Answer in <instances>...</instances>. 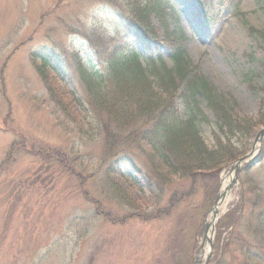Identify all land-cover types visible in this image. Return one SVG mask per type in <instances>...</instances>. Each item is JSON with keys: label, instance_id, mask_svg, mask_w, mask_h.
Instances as JSON below:
<instances>
[{"label": "rangeland", "instance_id": "374dc122", "mask_svg": "<svg viewBox=\"0 0 264 264\" xmlns=\"http://www.w3.org/2000/svg\"><path fill=\"white\" fill-rule=\"evenodd\" d=\"M106 1L111 0H0V264H172L190 238L195 242L202 213L190 209L188 220L180 215L194 204L148 222L134 217L111 221L86 199L78 166L70 171L56 159L60 151L69 161L76 156L88 160L83 180L89 195L102 200L103 209L115 218L129 214L113 194L103 193L102 172L93 176L96 161L89 159L101 144L87 102L90 89L77 62L80 56L86 70L100 79L107 75V65L92 60L85 38L96 27L113 45L122 46L114 35L115 13ZM158 1L160 9L151 12L157 39L147 45L133 33L126 39L140 54V63L163 61L172 67L166 35L182 32L184 58L208 78L217 99L241 116L259 115L264 100V0ZM33 54L39 55L37 61ZM42 55L48 60L45 78L36 65ZM196 105L198 128L211 144V132L218 129L215 110L202 94ZM233 143L244 153L237 160L251 158L240 166L228 192L230 201L219 212L212 249L205 240V224L214 206L206 213L192 264L196 259L204 264L209 250L208 264H246L249 247L257 257L264 256V122L249 134L238 133ZM237 160L221 172L218 194L223 177H235L230 169ZM110 178L140 212L156 211L157 199L143 174L121 161L113 163ZM188 186L189 181H178L176 188ZM255 224L260 227L256 233ZM217 244L219 250L213 253Z\"/></svg>", "mask_w": 264, "mask_h": 264}, {"label": "trees", "instance_id": "16d2710c", "mask_svg": "<svg viewBox=\"0 0 264 264\" xmlns=\"http://www.w3.org/2000/svg\"><path fill=\"white\" fill-rule=\"evenodd\" d=\"M106 2L115 13L114 35L123 48L121 49V44L113 45V39L103 37V31L96 27L85 38L88 50L92 52V60L105 63L109 69L107 75L100 79L91 69L86 70L80 56H77V62L82 78L90 89L87 102L95 114L97 139L101 144L99 153H94L89 159L96 161L93 176L102 172L104 179L101 177L100 182L103 193L113 194L118 200V206L128 209L129 214L123 218H115L111 211L103 209L102 200L89 195L83 180L86 178L83 169L88 160L76 156L73 161H69L68 155L64 156L60 151L56 159L70 171L78 166L84 175L80 178V186L86 199L97 206L98 215L111 221L121 222L122 219L134 217L148 222L171 215L186 203L194 204L193 208L186 205L180 215L181 219L188 220L192 219L190 209L202 213L195 242L192 245L190 238L191 244L181 249L183 258L179 256L176 259L179 261L168 260L169 263L173 261L172 264H192L205 215L218 196L220 174L227 164L244 155L240 147L234 145L233 138L238 133H251L255 126L264 122V100L257 116H241L225 107L215 96L208 78L198 72L190 60L184 58L181 47L185 36L179 31L166 35V41L172 48V67H168L163 61L159 65L141 64L140 54L129 48L126 39L132 33L140 41L146 42V45L148 40L157 39L151 12L153 8L160 9L156 7L159 1L143 3L141 0H128L127 4L120 0ZM33 58L37 61L39 55L33 54ZM36 65L45 78L47 58L42 55L41 61ZM261 67L264 71V61H261ZM183 83L185 86L182 89ZM200 94L208 100L217 116L218 129L211 132V144L197 125L199 119L196 103ZM179 100L186 107V114H182ZM147 147H150L149 151ZM73 151L75 154L79 149L74 147ZM121 161L146 177L147 188L157 199L156 211L153 210L150 214L140 212L135 201L110 178L113 163ZM251 164L252 162L244 165L243 169L250 168ZM178 181H189V186L176 188ZM262 227L264 229V222ZM257 228L260 227L253 225L254 233ZM260 231L263 233L264 230ZM169 249V252L173 251L171 246ZM218 250L219 244L214 245L213 253ZM250 250L249 247L245 252L246 264H264L263 254L257 257Z\"/></svg>", "mask_w": 264, "mask_h": 264}, {"label": "bare ground", "instance_id": "6f19581e", "mask_svg": "<svg viewBox=\"0 0 264 264\" xmlns=\"http://www.w3.org/2000/svg\"><path fill=\"white\" fill-rule=\"evenodd\" d=\"M230 174H232V173H230ZM231 181H232V175H225L224 177H223V194L224 195H222V197H221V199H220V201L218 202V204H217V206L214 208V210H213V212L211 213V215H210V217H209V219H208V222H209V224H210V229H209V231H208V233H207V239H206V241L208 242V238L209 237H212V231H211V229H212V227L214 226V224H215V212H217V217H218V214H219V212L224 208V207H226V205L228 204V202L230 201L229 200V198H230V196H229V190H228V187H229V185H230V183H231ZM207 250H208V248H206V249H204V253L205 252H207Z\"/></svg>", "mask_w": 264, "mask_h": 264}, {"label": "water", "instance_id": "95a60500", "mask_svg": "<svg viewBox=\"0 0 264 264\" xmlns=\"http://www.w3.org/2000/svg\"><path fill=\"white\" fill-rule=\"evenodd\" d=\"M251 155H247V156H244V157H242V158H240L239 160H237L235 163H233V165L231 166V172H235V177L232 179V181H231V183H230V185H229V187H231L232 186V184L234 183V181H235V179L236 178H238V176H237V174H238V171H239V169H240V166L244 163V162H246L247 160H249L251 157H250ZM225 194V193H224ZM223 193L222 194H220L219 195V197H218V199L220 198V196L221 195H224ZM217 204H218V200L216 201V204H215V206H214V208L217 206ZM214 208H213V210H214ZM216 214V216H215V219L217 220V212H215ZM216 220H215V222H216ZM210 224L208 223V222H206V224H205V240L207 239V233H208V231H209V229H210ZM214 230H215V225L212 227V229H211V231H212V234H214ZM208 242H209V247L212 249V238L211 237H209L208 238ZM210 256H211V254L209 253L208 254V257H207V259H206V262H205V264H207L208 263V261H209V259H210ZM199 260L197 259L196 260V262H198ZM195 262V263H196Z\"/></svg>", "mask_w": 264, "mask_h": 264}]
</instances>
